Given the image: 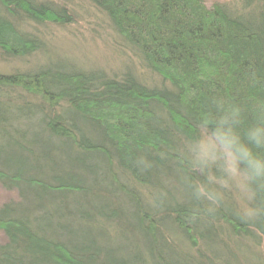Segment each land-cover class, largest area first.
<instances>
[{"label": "trees", "instance_id": "1", "mask_svg": "<svg viewBox=\"0 0 264 264\" xmlns=\"http://www.w3.org/2000/svg\"><path fill=\"white\" fill-rule=\"evenodd\" d=\"M88 2L127 56L119 72L55 54L31 28L74 23L70 8L0 0V63L21 58V70L0 68V135L41 159L17 170L0 156V182L18 194L0 206V264H221L219 250L240 243L264 263V223L230 202L207 214L179 157L215 99L264 102V0ZM116 208L139 222L133 255L118 245Z\"/></svg>", "mask_w": 264, "mask_h": 264}, {"label": "clouds", "instance_id": "2", "mask_svg": "<svg viewBox=\"0 0 264 264\" xmlns=\"http://www.w3.org/2000/svg\"><path fill=\"white\" fill-rule=\"evenodd\" d=\"M213 103L181 141L184 183L207 214L230 202L242 221L264 223V102Z\"/></svg>", "mask_w": 264, "mask_h": 264}, {"label": "rangeland", "instance_id": "3", "mask_svg": "<svg viewBox=\"0 0 264 264\" xmlns=\"http://www.w3.org/2000/svg\"><path fill=\"white\" fill-rule=\"evenodd\" d=\"M51 2L65 5L76 15V21L66 26H59L53 23H46L38 26H31L37 34L45 38L51 47L56 51L55 54L61 56L66 54L70 56L72 60L79 62L83 66L89 68L100 67L108 70L110 73H116L125 69V65L129 63L126 60V55L120 50L119 44H116L117 36L109 24L107 18L93 8L88 0H49ZM233 0H205L210 5L214 2H229ZM118 47V48H117ZM0 68L3 72H11L13 70H21V58L16 60H7L4 63H0ZM3 138L0 135V156L4 163L12 165V169L21 170V164L24 167L34 166L36 159L28 155V152L21 149L18 141L11 142V137L5 136ZM21 140V136H18ZM39 136L36 131H33L29 135V142L34 147V141ZM37 151L47 152L50 148L49 144H44L41 148L40 145L36 146ZM82 161H85V166L88 163V156H79ZM62 170L67 171L68 167H61ZM97 182L95 180L87 181V187L92 192L96 187ZM181 190V194H184V190ZM90 192H88L89 194ZM18 194L14 190L6 189L0 182V206L3 204L17 200ZM112 205V204H111ZM108 211H112V206H108ZM115 214L120 219V224L117 223L119 229L118 245H123L127 253L132 255L135 253L134 249L141 242L140 240V226L139 222L133 218H127L129 213H125V209L116 208ZM137 222V224H136ZM122 227V229H121ZM123 230V232H122ZM113 238H116L117 233L110 232ZM6 238L3 232H0V243L5 242ZM131 245V246H130ZM114 250V249H113ZM222 254L221 264H244L252 262H258V264H264L260 261L257 253L251 254L250 251L237 244L233 249H221Z\"/></svg>", "mask_w": 264, "mask_h": 264}]
</instances>
